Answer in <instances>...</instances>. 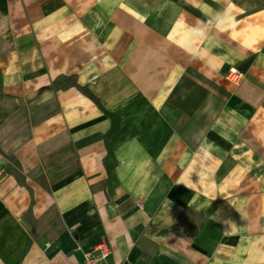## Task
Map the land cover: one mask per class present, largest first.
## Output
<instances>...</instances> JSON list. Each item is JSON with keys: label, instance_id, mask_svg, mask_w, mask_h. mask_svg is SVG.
<instances>
[{"label": "crops", "instance_id": "crops-1", "mask_svg": "<svg viewBox=\"0 0 264 264\" xmlns=\"http://www.w3.org/2000/svg\"><path fill=\"white\" fill-rule=\"evenodd\" d=\"M102 240L264 264V0H0V264Z\"/></svg>", "mask_w": 264, "mask_h": 264}, {"label": "built area", "instance_id": "built-area-1", "mask_svg": "<svg viewBox=\"0 0 264 264\" xmlns=\"http://www.w3.org/2000/svg\"><path fill=\"white\" fill-rule=\"evenodd\" d=\"M231 77L238 76L239 73L236 69H231ZM140 206V205H139ZM111 248L107 241L102 240L90 249V251L83 254L84 261L76 264H105V261L110 257Z\"/></svg>", "mask_w": 264, "mask_h": 264}]
</instances>
